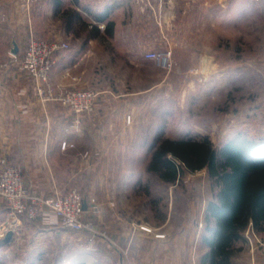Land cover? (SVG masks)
Returning a JSON list of instances; mask_svg holds the SVG:
<instances>
[{"label": "rangeland", "instance_id": "obj_1", "mask_svg": "<svg viewBox=\"0 0 264 264\" xmlns=\"http://www.w3.org/2000/svg\"><path fill=\"white\" fill-rule=\"evenodd\" d=\"M132 1L139 6L144 0ZM185 1L175 9L173 37L164 29L162 44L157 37L153 49L139 54L143 63L130 65L126 55L112 48L90 69L93 82L79 87L99 92L98 101L113 94L111 99L122 104L126 125L133 131L131 143L116 163L102 166L120 176L105 182L115 194L106 203H100L99 181L91 182V195L82 182L59 192L82 194L85 219L97 234L67 231L74 245L65 246L59 259L47 255L27 264H202L208 250L202 243L207 207L218 187L207 169L184 168L183 176L169 184L149 172L148 165L165 139L208 138L217 150L238 135L264 141V0ZM139 18L133 26L132 20L125 22L127 34L131 27L147 31ZM160 24L157 20L156 28L162 29ZM104 39L111 40L109 35ZM151 52H168L170 67L146 59ZM26 222L34 221L25 219L23 225ZM250 228L234 244L230 264H264V233ZM8 258L12 255L0 256V264H23Z\"/></svg>", "mask_w": 264, "mask_h": 264}, {"label": "crops", "instance_id": "obj_2", "mask_svg": "<svg viewBox=\"0 0 264 264\" xmlns=\"http://www.w3.org/2000/svg\"><path fill=\"white\" fill-rule=\"evenodd\" d=\"M180 1L185 0H144L137 6L132 0H0V59L6 64L0 71V161L22 170L30 192L49 197L82 182L91 195V182L99 181L100 203H106L115 194L105 182L120 176L103 171L102 166L121 159L133 132L126 125L122 104L111 99L113 94L100 96L96 112L81 116L79 125L75 115L60 104L43 102L36 82L22 68L31 36L47 35L69 43L71 48L55 58L51 81L59 87H86L88 81L93 82L90 69L103 60L101 53L113 48L126 55L128 64L139 66L145 61L140 53L153 49L157 37L162 44L164 29L173 37L172 22ZM192 1L202 3L188 0L186 4ZM136 16L147 31L131 27L127 34L125 22L132 20L133 26ZM157 20L162 29L156 28ZM105 35L111 40L107 42ZM142 36L148 37L144 40ZM14 51L18 61H13ZM63 142L71 146L62 149ZM7 215L6 203L0 198V225ZM67 233L56 216L46 212L24 223L13 243L0 248V256L10 254L9 261L18 259L23 264L42 261L47 255L59 259L65 246L74 245Z\"/></svg>", "mask_w": 264, "mask_h": 264}, {"label": "trees", "instance_id": "obj_3", "mask_svg": "<svg viewBox=\"0 0 264 264\" xmlns=\"http://www.w3.org/2000/svg\"><path fill=\"white\" fill-rule=\"evenodd\" d=\"M184 168L207 169L219 189L207 207L202 243L208 250L202 264H230L234 244L243 240L250 225L264 233V141L238 135L217 150L208 138L165 139L148 165L149 172L169 184L183 176Z\"/></svg>", "mask_w": 264, "mask_h": 264}, {"label": "built area", "instance_id": "obj_4", "mask_svg": "<svg viewBox=\"0 0 264 264\" xmlns=\"http://www.w3.org/2000/svg\"><path fill=\"white\" fill-rule=\"evenodd\" d=\"M66 42L59 40H44L31 36L22 57L23 70L36 82L37 95L46 103L56 102L72 112L76 117V124H80L83 115L96 112L99 92L90 88L77 86H55L51 81V73L56 56L69 50ZM146 59L155 61L160 66H169L168 52H151ZM13 61H18L13 56ZM6 67L0 62V71ZM132 120L128 117V123ZM71 145L62 143V149ZM0 198L7 206L8 215L0 225V241L13 231L18 236L23 227V220L34 221L42 218L46 212H51L60 221L61 227L72 233L95 232L91 223L85 218L88 213L84 209L85 200L78 190L57 193L54 196L42 197L30 192L24 185L22 170L17 166L0 161ZM253 228H250V230Z\"/></svg>", "mask_w": 264, "mask_h": 264}, {"label": "water", "instance_id": "obj_5", "mask_svg": "<svg viewBox=\"0 0 264 264\" xmlns=\"http://www.w3.org/2000/svg\"><path fill=\"white\" fill-rule=\"evenodd\" d=\"M13 54H17V51H14ZM84 209L87 210V203H84ZM15 239V234L13 231H10L3 240L0 241V248L6 247L13 243Z\"/></svg>", "mask_w": 264, "mask_h": 264}]
</instances>
